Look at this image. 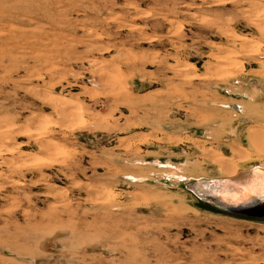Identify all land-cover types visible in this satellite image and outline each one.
I'll return each mask as SVG.
<instances>
[{"label":"rangeland","instance_id":"374dc122","mask_svg":"<svg viewBox=\"0 0 264 264\" xmlns=\"http://www.w3.org/2000/svg\"><path fill=\"white\" fill-rule=\"evenodd\" d=\"M263 146L264 0H0V264H264Z\"/></svg>","mask_w":264,"mask_h":264},{"label":"water","instance_id":"95a60500","mask_svg":"<svg viewBox=\"0 0 264 264\" xmlns=\"http://www.w3.org/2000/svg\"><path fill=\"white\" fill-rule=\"evenodd\" d=\"M243 177L184 185L197 201L217 212L247 219H264V172L252 168ZM201 185H209L199 189ZM227 189V193L221 195Z\"/></svg>","mask_w":264,"mask_h":264},{"label":"bare ground","instance_id":"6f19581e","mask_svg":"<svg viewBox=\"0 0 264 264\" xmlns=\"http://www.w3.org/2000/svg\"><path fill=\"white\" fill-rule=\"evenodd\" d=\"M252 168H255V169H258L259 171H263L264 172V164H259V165H253L247 170H241V171H238V172H235V173H230L228 176H224L223 178H218V179H198V180H195V181H186L185 185L190 184V183L197 184V183H200L202 181L229 179V178H234V177H237V176L238 177H243V176H246V175H244V173L249 172ZM207 186H209V185H201V186H199V189L202 190V188L207 187ZM227 191H228L227 189H224V192L221 193V195L227 193Z\"/></svg>","mask_w":264,"mask_h":264}]
</instances>
